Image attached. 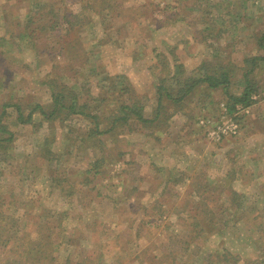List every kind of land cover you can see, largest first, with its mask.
<instances>
[{
	"label": "rangeland",
	"instance_id": "rangeland-1",
	"mask_svg": "<svg viewBox=\"0 0 264 264\" xmlns=\"http://www.w3.org/2000/svg\"><path fill=\"white\" fill-rule=\"evenodd\" d=\"M45 1L53 2L0 0V124L13 133L12 146L0 150V255L29 249L31 243L14 246L22 237L31 242L50 236L46 251L56 260L43 263L46 258L23 255V264H264V58L257 61L261 75L255 79L261 88L252 93L250 105L238 104L230 113L222 89L198 86L181 112L165 104L174 113L160 130L140 124L116 140L99 136L117 159L98 173H86L101 154L99 143L90 139L91 120L72 113L65 121H52L37 108L52 100L50 86L41 83L56 63L47 51L62 48L64 53L68 38L79 34L82 51L97 54L89 55L88 64L104 66L105 72L91 71L68 51L56 56L61 83L79 93L78 105L86 101L90 110L96 107L92 93L104 101L105 110V101H118L117 93L103 91L107 76L128 77L134 92L144 95L143 103L155 105L159 78L153 72L163 68L165 73L167 64L172 69L177 60L184 63L183 77L195 76L202 65H225L231 77L227 91L238 95L245 85L239 69L252 65L246 57H264L257 42L264 34V0H114L110 3L116 2L117 9L102 12L106 30L94 14L104 7L101 3L98 7L93 0L88 13L83 8L87 0H54L58 21L66 22L62 18L68 11L93 20L70 37L37 35L39 42L26 40L18 48L8 34H22L29 15ZM168 5L176 8L165 11ZM106 31L114 34L112 40L99 46ZM163 58L164 64L159 62ZM254 111L260 112L255 116ZM45 145L51 151L44 155ZM11 163L20 166L13 169ZM66 175L77 193L64 197L54 178ZM208 175L232 180L208 190ZM231 190L244 197V204L228 200ZM29 204L40 206L29 212ZM197 219L202 226L195 225ZM46 222L53 223L50 230ZM188 235H193L192 249L181 250Z\"/></svg>",
	"mask_w": 264,
	"mask_h": 264
},
{
	"label": "trees",
	"instance_id": "trees-1",
	"mask_svg": "<svg viewBox=\"0 0 264 264\" xmlns=\"http://www.w3.org/2000/svg\"><path fill=\"white\" fill-rule=\"evenodd\" d=\"M94 1H95L96 6H98V4L100 3L102 4L101 7L104 6L102 9L95 11L94 14L97 17L99 16V20L101 22L100 29H102L103 27L106 30V27H107L105 26L106 21L101 20L102 14H103L102 12L104 9H106L107 11H111L112 7L113 9L115 8L116 10L118 6L116 2L110 3V1H114V0H94ZM94 1L87 0L86 3H84L83 8L87 9L88 13L90 12L88 8L91 7L92 9ZM45 2L46 3L43 2L42 4L39 3L36 6V9H34L33 13L29 15L27 24L25 26V31H23L22 34L17 35V33L11 31L12 29L9 30L11 32L8 34V37L7 36L6 37L8 38V40H11L15 44H17L18 48L20 47L22 48L21 46L22 42L26 40H28L29 42L30 41L39 42V39H41L42 36L37 37V35L39 36L43 34L44 36L46 35L47 37L48 35H50L57 39L58 37L59 39H62L64 36H68L69 34H71L72 31H75V34H77L78 33L77 29H79L78 28L79 25L86 23V21L93 20V17H91L90 15H88V17H82L81 15H77V14L74 15L71 11H68L66 14H64L62 18L63 20H66V22L58 21L56 17L59 14V12L57 11L55 7L56 6L55 1L53 0V2H49V1L48 2L45 1ZM91 2L93 3L90 6L89 4ZM107 6H110L111 9ZM175 8L176 7L174 6L172 7L168 5L165 11L167 10L170 11ZM6 12L7 14H9L8 11L3 10L2 12L3 18H7ZM72 17L74 18V20H72ZM106 32H107V35H105V37H101V39L99 40V46H103L104 44L109 42V40H112L111 37H113L114 34L111 33V31L109 32L106 31ZM79 38H80V34L76 39H73L72 37L68 38L67 45L64 49V53H63L62 48H59V51H54V53L53 51H47L50 48L45 49L47 52H50L53 55L54 59L56 60V63H54L53 65V71H51L44 79L43 78L41 79L42 84L47 83L50 86V89H51L50 96L52 100L47 105L38 104L37 108H38V111L42 115H44L45 117H47V119L52 120V121L55 119H60L62 121H65L68 118V116H70L72 113L83 115L87 119L91 120L92 129L90 131V135L92 137H90V139L94 138V140L99 143L100 145L99 149L101 151V154L99 153L100 157H97L96 155L94 156V158L91 161L92 169H89V168L86 169L87 174L91 173L93 170L95 171L94 173H98L96 171L98 170L99 167L104 166V163L107 162L108 164L107 163L106 164L108 166L113 165L117 159L115 158V156H113V153L106 145L107 142L102 140V138H100L99 136H106L107 139L114 140L115 136L117 135L119 136L125 135L126 133H128V131L133 132V130L136 129V125H140V124H144L146 125L145 127H148L150 129L157 128L158 130H160L162 127L166 125L165 123L167 122V120H169V118L173 115L175 111H178V112L182 111L181 110L183 108L182 104L188 99V96L192 92H194V90L198 86H203V87L205 86L212 90L222 89V91L225 92V96L228 99V106H229L230 113L234 112L235 106L238 104H242L245 106L250 105L252 93L259 91L258 89L261 88V86L260 88L257 87L258 81L255 79V75L256 76L261 75V70L259 69L261 67V64L257 63V61L263 60L264 57L261 55H254V57H251V58L246 57L245 63L247 65L252 63L251 67L250 66L248 68L240 67L239 70H240L241 76L245 79L244 80L245 85H244V88L242 89V92L238 95L232 94L227 91L228 86L231 84V77H229L228 71L224 70V68L226 67L225 65H224L225 67L218 66L212 69L206 68V66L202 65L198 67V72L195 76L183 77L184 72H186L184 63L182 62L178 63L179 61L177 60V62L174 63L175 65L172 64L174 65L172 69L171 68L169 69L168 68L169 65L167 64V72L164 73L163 68H162V73L153 72V77L155 76L156 78H159V80L157 81L156 90L154 94L156 98L155 105H154V102L152 103V106L151 104H149L151 107L148 105L147 102L144 101L145 103H143L144 95L137 94L134 92L135 90L133 88L132 82L130 81L128 77L119 76L122 80L121 79L116 80L115 77L107 76L105 77L107 83H105V87L103 88V91H106V93H113V94L117 93L116 97L118 98V101H114L113 105L105 101V107H106V110H105L101 106V101H102V104L104 101L98 100L100 98L95 97V95L92 93L91 97L96 100L95 102L96 107L94 108V110L92 109L90 110L88 103L86 101L83 104L78 105L77 99L79 98L78 96L79 93H76L73 90V88L67 86L66 84L61 83L59 67H61L60 65L62 64H61V60L57 61V56H56V55L61 56L62 54H66V52L68 51L69 55L74 54V57H81L84 63L86 64L90 63L89 55L92 57H96L97 54L92 55V54H89L88 52H83L81 48V44L83 42H81ZM257 42H258V47L264 50V34L261 35V37L258 39ZM166 60H167L166 58H163V59H160L159 62L163 63V61H166ZM155 64L156 63H154L151 66V69L155 70L156 68H158V65H155ZM88 65L90 66V64ZM90 68H92L93 70L91 71H94V72L98 71L100 73L101 70L105 72L104 66L101 69H99L91 65ZM8 72L9 74L12 73L10 71ZM50 77L52 78L50 79ZM4 80L5 79H3V82ZM119 85H121V87H117ZM110 86H112L113 88L110 89ZM176 86H179V87H176ZM86 91L91 92V88L88 87ZM5 104H6L5 106H7V103ZM165 104L175 107L174 112L172 113L168 112L169 107L165 106ZM16 106H17V112H19L20 114L19 120L23 121L24 117L21 112L22 110L18 105ZM147 108H151L152 109L150 110L151 112L147 111L148 110ZM29 113H30L29 117L27 118L28 120L30 119L32 111ZM5 134H9V135L5 136ZM12 137H13V133L6 127V125L0 124V150H6V148H8L9 146H12L10 145ZM116 139H118V137L115 138V140ZM93 147L98 148V145L96 144V142L93 143ZM42 151L44 152L43 154L45 155L46 151L50 152L51 150L48 148V146L45 145ZM118 154L121 155L119 159L123 157V152H119ZM126 164L129 165L130 162L127 161L124 163V165ZM9 165L13 166V169L14 167L17 169L20 166V165L14 166L12 165V163ZM32 168L36 169L37 167L33 166ZM124 170L126 171L127 169L125 168L123 169V171ZM229 175L231 176V174ZM229 175H226L221 178H217L219 180L212 179L210 178L211 176L208 175V180H206V185L208 186V190L209 188H211V190L215 189L217 187V184L223 182L225 179L229 178L231 181L232 178ZM54 179L55 181H58L60 183L58 186L60 187V191L63 193L64 197L77 193V189L76 188L74 189L73 183L70 185L68 175H66L63 178L58 176L57 178H54ZM90 180L91 179H89V181ZM187 180L188 178H186V181ZM52 182H53V177H52ZM213 184H215L214 187H212ZM262 185L264 187V182L262 183ZM222 186L223 185L221 184L220 187ZM226 188L227 187H225V190ZM231 191L234 194L231 192L233 195H231L230 193L228 200L229 199L238 200V201L243 202V203L240 202L238 204H244V197L237 194L236 191H233V190ZM222 192H225V191L222 190ZM31 204H29L30 205L29 212L33 210L34 208H36L37 206L38 207L40 206L37 204L36 207L35 206L32 207ZM135 204H136L135 201H132V200L129 201L130 207L136 210L137 208H135ZM162 207L163 205H160V208ZM245 207H246L247 213L248 212H250L251 214L253 213V211L248 207L247 204L245 205ZM245 207L242 206V211ZM234 211H235V216L237 213L240 212V210L238 209ZM205 215L206 217H210L211 213L207 211ZM234 222H236V219L234 220ZM200 223L202 226L201 220L197 219V222H195V225H198ZM52 224L53 223L46 222L45 228H47V230H50V227ZM254 226L259 227L258 224ZM196 232L197 231H194L192 233L194 234ZM3 233H6V236L8 237L11 236V235L10 236L7 235L9 233V230L4 229V227H3ZM192 236L193 235H188L187 239L184 240L181 246V250L190 251V249H192L191 248L192 242L190 239V238H193ZM23 239L24 237L16 241L17 245H14L16 249L19 248V246L23 247L31 243L30 248L29 249L21 248V252L17 251L18 250L17 249L16 251H14L11 255H8L7 257H4L3 254H1L0 255L1 264H23V255H25L27 258L35 257L36 260H39V261L46 258L45 260H43V263L47 261V259L51 260L50 263L56 260V257L50 254V249H49V252L46 251L47 243L50 242L49 239H51L50 236L49 237L41 236V237H38L37 240L30 239L31 242L23 241ZM179 252H182V251H179ZM31 260L35 262V260L33 259ZM249 264H255V261L253 262L249 261Z\"/></svg>",
	"mask_w": 264,
	"mask_h": 264
},
{
	"label": "crops",
	"instance_id": "crops-1",
	"mask_svg": "<svg viewBox=\"0 0 264 264\" xmlns=\"http://www.w3.org/2000/svg\"><path fill=\"white\" fill-rule=\"evenodd\" d=\"M259 112H260V111H259ZM259 112H256V111H254L253 113H255V116H256V115H258V114H259ZM253 115H254V114H253ZM253 118H254V117H253Z\"/></svg>",
	"mask_w": 264,
	"mask_h": 264
}]
</instances>
